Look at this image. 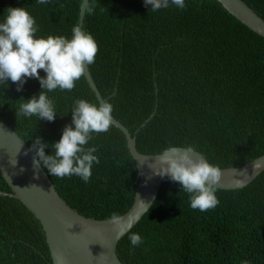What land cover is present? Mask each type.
<instances>
[{"label": "trees", "instance_id": "16d2710c", "mask_svg": "<svg viewBox=\"0 0 264 264\" xmlns=\"http://www.w3.org/2000/svg\"><path fill=\"white\" fill-rule=\"evenodd\" d=\"M245 1L264 18V0ZM184 2V9L169 0V7L151 11L144 0H89L83 30L98 44L89 69L113 105L112 115L137 136L141 152L192 146L220 169L242 165L264 154V36L219 0ZM81 3L0 0V22L7 8L25 7L38 26L37 38H71ZM16 89L10 80L0 83V119L30 147L37 136L49 145L60 140L76 100L100 103L83 76L71 91L47 92L57 112L54 121L16 117L21 98L38 95L41 85L28 78ZM91 135L86 147L97 148L99 163L88 182L45 169L74 209L110 219L133 204L139 170L121 128L112 123L108 132ZM0 189L11 191L1 174ZM216 195L215 208L194 210L189 194L165 177L154 204L119 241L122 262L264 264V171L246 186L218 188ZM132 233L140 234L141 245H131ZM0 264H54L40 220L19 199L3 194Z\"/></svg>", "mask_w": 264, "mask_h": 264}, {"label": "clouds", "instance_id": "9594fccd", "mask_svg": "<svg viewBox=\"0 0 264 264\" xmlns=\"http://www.w3.org/2000/svg\"><path fill=\"white\" fill-rule=\"evenodd\" d=\"M48 0H37L45 4ZM145 6L156 11L169 7V0H144ZM180 9L186 7L184 0H171ZM94 7V5H93ZM92 11V7L89 8ZM3 22H0V83L10 80L21 91L28 78H35L41 85L38 95L20 104L16 117L37 116L39 120L52 122L57 112L47 92L57 88L71 91L76 81L86 74V68L95 63L98 44L94 37L75 26L71 38L48 36L37 38L38 26L25 7L7 8ZM40 70L45 73L40 75ZM113 105L108 101L93 104L84 99L75 101L71 111V124L66 125L59 141L51 145L37 136L28 151L33 153V167L46 168L51 176H78L88 182L93 164L99 163L96 147H86L92 133L108 132L112 124ZM74 126V127H73ZM51 147L52 154L45 149ZM27 154V153H26ZM16 163V162H15ZM161 178H168L181 185V191L189 194L191 208L207 211L219 204L216 195L221 179V169L202 157L194 155L192 146H169L155 156ZM179 207V205H178ZM120 216L113 214L111 222L119 223ZM131 245L143 243L138 233L129 236Z\"/></svg>", "mask_w": 264, "mask_h": 264}, {"label": "water", "instance_id": "95a60500", "mask_svg": "<svg viewBox=\"0 0 264 264\" xmlns=\"http://www.w3.org/2000/svg\"><path fill=\"white\" fill-rule=\"evenodd\" d=\"M219 1L243 23L264 36V18L245 0ZM88 4L89 0H82L80 6L77 26L82 29ZM85 76L99 102L106 101L89 66ZM148 120L150 118L146 122ZM112 123L126 134L128 147L139 170L133 204L120 215L119 223L111 222V218L87 216L74 209L59 193L46 169L33 167V153L28 151L30 146L26 140L16 129L0 119V174L11 187V191L0 189V194L19 199L40 220L54 264H124L117 253L119 241L142 219L159 195L164 178L156 175L153 170L159 168L154 163L155 156L167 148L156 154L141 152L137 147V136L114 115ZM194 155L209 162L199 150L194 149ZM262 171L264 154L239 166L221 168V179L217 187L242 188Z\"/></svg>", "mask_w": 264, "mask_h": 264}]
</instances>
